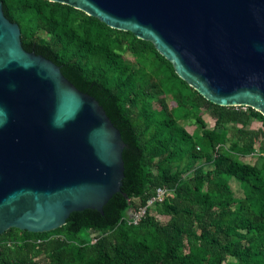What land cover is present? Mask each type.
<instances>
[{
  "label": "trees",
  "instance_id": "1",
  "mask_svg": "<svg viewBox=\"0 0 264 264\" xmlns=\"http://www.w3.org/2000/svg\"><path fill=\"white\" fill-rule=\"evenodd\" d=\"M2 1L24 47L95 96L126 145L121 190L103 212L73 211L46 232L6 230L0 264H264V128L250 126L264 115L207 99L131 30L59 1ZM159 186L172 190L159 215L154 206L131 223Z\"/></svg>",
  "mask_w": 264,
  "mask_h": 264
},
{
  "label": "water",
  "instance_id": "2",
  "mask_svg": "<svg viewBox=\"0 0 264 264\" xmlns=\"http://www.w3.org/2000/svg\"><path fill=\"white\" fill-rule=\"evenodd\" d=\"M153 42L214 103L264 115V0H51ZM0 0V234L54 230L121 190L125 141L98 99L27 50Z\"/></svg>",
  "mask_w": 264,
  "mask_h": 264
},
{
  "label": "built area",
  "instance_id": "3",
  "mask_svg": "<svg viewBox=\"0 0 264 264\" xmlns=\"http://www.w3.org/2000/svg\"><path fill=\"white\" fill-rule=\"evenodd\" d=\"M171 193L172 190L168 187H157L153 196L147 200L146 204L140 205L136 210L133 211L132 215L129 217V221L133 224H138L140 220L147 214L150 208H153V206L156 204L162 203Z\"/></svg>",
  "mask_w": 264,
  "mask_h": 264
},
{
  "label": "rangeland",
  "instance_id": "4",
  "mask_svg": "<svg viewBox=\"0 0 264 264\" xmlns=\"http://www.w3.org/2000/svg\"><path fill=\"white\" fill-rule=\"evenodd\" d=\"M241 107H243L244 109L247 108V106H241ZM201 115H202V117L204 118V120H205V122H206V125H207L208 127H212V126L214 125V120H213L212 114H211L209 111H207L206 109H203V110L201 111ZM250 126H252L253 128H264L263 122L260 121V120H256V119L252 121V123H251ZM185 127H186V129H187L188 131L193 132V130L195 129L196 125H195L194 123H185ZM256 148L258 149V151H260V149H261V148H260V145H259L258 142L256 143ZM243 159H245V160H249V161H254V158H252V157L243 158ZM190 172H191V171L187 172V174H189ZM233 188H234L235 190H237V189H238L237 184H233ZM153 207H154V206H153ZM154 209H156V211H155L154 213H157V216H158V215H159V212H158V210H157L158 208H157L156 205H155V208H154ZM161 217L164 218V219L167 218V217L164 216V215H161ZM83 234H84L86 237H90V232H89V231H84Z\"/></svg>",
  "mask_w": 264,
  "mask_h": 264
},
{
  "label": "flooded vegetation",
  "instance_id": "5",
  "mask_svg": "<svg viewBox=\"0 0 264 264\" xmlns=\"http://www.w3.org/2000/svg\"><path fill=\"white\" fill-rule=\"evenodd\" d=\"M4 5V4H3ZM4 13H5V11H4ZM6 15V14H5ZM7 16V15H6Z\"/></svg>",
  "mask_w": 264,
  "mask_h": 264
}]
</instances>
